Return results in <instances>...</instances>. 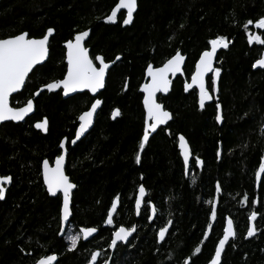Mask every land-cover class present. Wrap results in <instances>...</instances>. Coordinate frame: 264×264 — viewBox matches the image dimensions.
Wrapping results in <instances>:
<instances>
[{
  "label": "trees",
  "instance_id": "trees-1",
  "mask_svg": "<svg viewBox=\"0 0 264 264\" xmlns=\"http://www.w3.org/2000/svg\"><path fill=\"white\" fill-rule=\"evenodd\" d=\"M116 2L0 1V37L28 32L32 38H41L48 28L55 31L47 63L30 75L26 88L12 98L13 106L34 98L44 84L63 78L64 45L80 31L91 30L86 45L91 57L101 55L107 63L120 57L99 96L103 106L93 129L75 146L71 141L78 117L96 100L89 93L64 99L61 92H44L35 101V114L24 123L0 127V175L12 177L6 198L0 201V264H36L51 254L57 255L56 264H88L96 251L101 253L97 264L110 258L111 264H185L189 258L194 264H208L228 217L234 221L237 236L221 264H264V173L259 182L255 178L264 156V69L252 67L262 57L264 45H250L243 27L248 19L264 16V0H138L131 25L122 22L125 12L115 23L106 22ZM249 31L264 35V30L254 26ZM217 36L226 37L230 46L217 58L216 66L221 68L218 91L209 88L214 101L201 109L198 92L187 94L185 83L200 55L210 49L208 42ZM177 50L187 59L185 77L173 81L167 97H159L173 120L140 150L145 119L140 88L147 80V65L160 67ZM116 109L120 117L112 120ZM45 118L47 135L35 128ZM179 135L192 149L188 174L178 148ZM65 137L66 172L76 190L72 220L61 238L62 198L47 193L42 161L52 163L61 155L59 144ZM196 157L202 165L195 164ZM217 182L220 193L215 190ZM140 184L157 208L154 220L147 218L152 213L144 207L140 217L136 216ZM117 194L121 199L114 225H104ZM244 194L249 202L259 203L242 204ZM209 201L217 205L216 221L210 219ZM252 210L259 214L257 231L246 238ZM169 220L171 229L160 244L157 233ZM209 223L213 229L204 239ZM120 225H135L137 231L130 243L118 245L112 254L111 236ZM81 227H96L98 233L70 251L67 236ZM196 247H201V253L194 252Z\"/></svg>",
  "mask_w": 264,
  "mask_h": 264
},
{
  "label": "snow or ice",
  "instance_id": "snow-or-ice-1",
  "mask_svg": "<svg viewBox=\"0 0 264 264\" xmlns=\"http://www.w3.org/2000/svg\"><path fill=\"white\" fill-rule=\"evenodd\" d=\"M137 6V0H117L115 6L111 10V14L105 17L106 22L115 23L118 13L123 15L121 10H126V15H123L122 22L124 25L131 24ZM249 26H254V28L258 30H264V16H261L255 21L248 19L243 25L247 32V39L250 45L253 43L264 45V35L249 31ZM53 32V28H48L46 34L41 38H32L28 32H20L18 34L0 37V123L8 121H23L25 117L33 111V99H27L22 105L13 106L10 103V97H13L14 93H19L21 89L26 88V81L30 78V73L38 71V66H42L47 60L49 56V37ZM88 36L89 30L80 31L74 36V39H70L66 42V72L63 74L62 79L46 83L43 85V88H46L50 92L62 89L65 96L69 93L84 89L95 94L99 89L104 88L106 72L109 70L110 65L101 55H96L94 58L89 55V49L85 46V40ZM208 43L211 45L210 50H205L200 55L198 62L195 64V71L191 74V83L185 84V91L192 89L194 86L198 88L199 107L201 109H204L206 101H211L213 99L212 92L218 91L217 79L221 75V68L214 66L217 50L219 48L228 47L227 38L224 36H217L216 38L211 39ZM116 59L119 60L120 57L118 56ZM184 61V55L177 50L171 58L163 63L162 66L154 67L151 63L147 65V80L141 86V91L144 94L143 106L146 115L144 119L143 135L139 144L140 150L144 149L145 143L148 142L151 133H155L161 125H166L168 121L172 119V113L166 110L165 107L157 101V93L168 92L171 84V80L169 79L170 75L174 76L177 73H181ZM252 67L264 68V56L256 59ZM209 74L211 75L209 76ZM206 77L211 81L210 84H206ZM209 88H211L212 92L209 91ZM39 94L40 92L37 91L34 95L38 96ZM101 103V100L96 99L94 103L91 104L90 109L83 112L78 117L79 127L75 132V139L71 141L72 144H75L88 130L89 126L92 124L94 113ZM216 108L217 110L220 109L219 103L216 104ZM112 115L113 118L118 116L119 110H115ZM216 120L218 122L222 120L219 111L216 115ZM35 127L47 132V119L45 118L42 122H37ZM178 140L180 154L183 156V162L187 174L192 154L185 137L180 135ZM67 143V137L61 140L59 148L64 151V154L56 157L54 166L50 165L48 159L42 161L43 182L46 185L48 193L53 197L57 196L58 193H62L63 195L60 212L62 225L68 222L69 217L72 215L70 207L71 193L76 187L64 171ZM219 154L220 153L218 152V155ZM135 160L137 164L140 163L141 157L139 153H137ZM202 163L203 162L198 157L195 158V164L197 166L202 165ZM262 173H264V156L261 157L258 170L255 172V178L258 182L261 180ZM196 179L195 175H193L192 182L194 184L196 183ZM11 182L12 177L10 175L0 176V200L5 198L6 185ZM215 190L217 193L221 192L219 182H217ZM120 199V194H117L111 201V206L106 211V219L103 220L104 225H114V214L118 211ZM209 203L211 205L210 219L211 221H216L217 205L212 201H209ZM241 203H259V201L254 200L249 202L247 194H244ZM142 204L144 205V211H151L152 215L147 218L152 220L157 213V208L147 200L146 188L143 184H140L138 186V194L135 196V210L137 215L141 214ZM258 215L259 214L256 210L250 211L246 238L253 237L256 234L257 229L255 222L258 219ZM171 224L172 221L169 220L165 226L159 228L157 236L160 242L165 240ZM212 229L213 224L209 223L207 225V231L203 233L204 239L208 238L209 232ZM97 230L96 227H81L74 234L68 235L67 240L70 242L69 250H76L82 239L88 240L89 237H92L93 234L97 232ZM63 231L64 229L61 228L62 233ZM136 231L137 229L135 225L130 227L120 225L112 233L109 247L115 249L119 242L130 243L129 238ZM236 235L234 221L233 219L228 218L226 225L223 226V236L219 239L215 246L214 255L210 258V264H221V255L225 250L226 244L229 243L230 238L234 239ZM201 243H203V241H201ZM201 251V247H196L194 250L196 254L201 253ZM100 256V252H92L88 264H97ZM57 261V255L51 254L42 256L36 261V264H56ZM104 264H109V261L105 260ZM185 264H194V262H191L189 258L186 259Z\"/></svg>",
  "mask_w": 264,
  "mask_h": 264
},
{
  "label": "water",
  "instance_id": "water-1",
  "mask_svg": "<svg viewBox=\"0 0 264 264\" xmlns=\"http://www.w3.org/2000/svg\"><path fill=\"white\" fill-rule=\"evenodd\" d=\"M0 1H1V0H0ZM137 5H138V0H137ZM137 10H138V6H137ZM137 10H136V12H137ZM121 12H125V13H126V10H121ZM136 12H134V14H133V21H134V17H135ZM120 14H121V13H118L117 18H118V16H119ZM132 23H133V22H132ZM132 23H131V24H132ZM131 24H129V25H131ZM54 35H55V31H54L53 34L49 37V45H50L51 39H52V37H53ZM90 35H91V30H89V36H88V37L86 38V40H85V46L87 45V43H88V41H89V39H90ZM229 46H230V44L228 43V47H227V48H219V49L217 50L216 58H215V61H214V66H216V64H217V58H218L219 53H220L221 51H223V50L228 49ZM64 47L66 48V44L64 45ZM86 47H87V46H86ZM210 48H211V45H210ZM88 49H89V48H88ZM209 50H210V49H209ZM66 52H67V49H66ZM89 55L91 56V51H90V49H89ZM49 56H50V49H49ZM49 56H48L47 60L43 63V65L47 63V61H48V59H49ZM262 56H264V53H263ZM184 57H185V56H184ZM119 60H120V59H119ZM119 60L116 59L114 62H110V63H109L110 68H109V70L106 72V76H105V86H104V88L99 89L95 94L91 93V92H90L89 90H87V89H84V90H78V91L73 92V93H69L67 96H65L64 93H63V91H62V89H57V90H54V91H51V92H50V91H48L46 88L41 87V88L38 90V91L40 92V94H39L38 96L34 95V98H32V99H33V104H34L33 111H32L31 113H29V114L25 117V119H24L23 121H20V122H12V121L2 122V123H0V127H1L2 125L6 124V123H14V124H21V123H24V122L26 121L27 118H29V117H31L32 115L35 114V111H36V104H35V101H36V100L40 97V95H41L42 93H44V92H47V93H58V92H61V93H62V96H63L64 99H69V98L74 97V96H76V95H78V94L89 93L91 97L96 98V99H99L98 97L101 95V93L104 91V89H105V87H106V82H107V78H108V74H109L110 70L112 69V67H113V66H114ZM186 61H187V59H186V57H185L184 64L182 65V69H183V70H182L181 73H177V74L174 75V76L170 75L169 79L171 80V84H170V87H169L168 92H167V93H157V101H158V102H159V97H161V96H162V97H167V96L171 93L172 88H173V81H174V80H176V79L179 78V77H183V78L185 77V74H184V68H185V65H186ZM97 63H98V62H97ZM43 65H42V66H43ZM38 67H39V66H38ZM255 69L257 70V69H264V68L257 67V68H255ZM30 75H31V73H30ZM210 75H211V74H209V76H210ZM26 83H27V81H26ZM186 83H191V79H190L189 82H186ZM186 83H185V84H186ZM206 84H208V78H207V77H206ZM42 88H43V90L41 91ZM23 90H24V89H21L19 93H21ZM192 90H196V91L198 92V99H199V90H198L197 87L194 86L192 89H189V90H187V91H185V92L188 94V93L191 92ZM140 92L142 93V95H144L143 92L141 91V89H140ZM19 93H14V94H13V97L16 96V95H18ZM13 97H10V103H11V100H12ZM99 100H100V99H99ZM101 101H102V100H101ZM213 101H214V98H213L211 101H206V103H205V107H206L207 105H209V104H212ZM159 103H160V102H159ZM11 104H12V103H11ZM161 104H162V103H161ZM162 105H163V104H162ZM102 106H103V101H102L101 105L97 108L96 112L94 113L92 124L89 126L88 130L84 133L83 136H81V138H80L75 144H72V146H75L77 143H79L81 140H83V139H84V138H85V137L91 132V130L93 129V127H94V125H95L97 115H98L99 111L101 110ZM163 106H164V105H163ZM143 107H144V106H143ZM205 107H204V108H205ZM116 110H117V109H116ZM144 111H145V109H144ZM145 115H146V113H145ZM119 117H120V111H119V115L116 116L115 118H113V115H112V120H116V119H118ZM172 120H173V116H172V119L169 120L168 123H167L166 125H161V126L157 129V131H156L155 133H151L148 142L150 141V139H151V138H152V137H153V136H154V135H155V134H156L161 128H166V127L168 126V124H169ZM47 121H48V120H47ZM41 122H42V121H41ZM78 123H79V120H78ZM48 126H49V124H48ZM78 127H79V126H78ZM35 128H36V127H35ZM36 130L42 132L44 135H47V134H48V131H47V132H44L43 130H41V129H37V128H36ZM179 136H180V135H179ZM179 136H178V137H179ZM74 139H75V137H74ZM185 140L187 141L186 138H185ZM148 142H146L145 145H146ZM187 143H188V141H187ZM188 146H189V148H190V152H191V154H192V149H191L189 143H188ZM178 148H179V140H178ZM66 149H67V153H66V155H65L64 171H65V174L67 175L66 168H67V159H68V154H69V151H68V143L66 144ZM61 151H62L61 154H64V151H63V150H61ZM179 151H180V149H179ZM180 155H181V154H180ZM181 157H182V160H183V156H182V155H181ZM192 158H193V154H192L191 157H190V163H189V167H188V169H187V174L189 173V169H190V166H191ZM49 162H50V161H49ZM54 163H55V160H54L53 163L50 162V165L54 166ZM185 170H186V169H185ZM42 172H43V169H42ZM0 176H1V175H0ZM67 176H68V175H67ZM42 177H43V174H42ZM69 178H70V177H69ZM70 180H71V178H70ZM71 182H72V181H71ZM72 183H73V182H72ZM11 184H12V182H11L10 184L6 185L5 198H6L7 191H8V189L10 188ZM44 185H45V184H44ZM45 188H46V185H45ZM75 190H76V187L72 190V193H71V201H70L71 211H72V200H73V195H74ZM46 191H47V188H46ZM47 193H48V191H47ZM48 194H49V193H48ZM49 196H50L51 198H57V197L61 196V198H62V202H63V195H62V193H58L57 196H55V197L51 196L50 194H49ZM146 197H147V191H146ZM5 198H4L3 200H0V201H4ZM143 207H144V205L142 204V209H143ZM61 208H62V207H61ZM118 210H119V206H118ZM141 211H142V210H141ZM117 212H118V211H117ZM116 214H117V213L114 214V218H115ZM72 215H73V213H72ZM72 215L69 217V221H68V222L64 223L63 225L61 224V228L64 229L63 233H62L61 230H60V234H59V236H60L61 238H63V237L65 236V233H66V231H67V229H68V227H69V225H70V222H71V220H72ZM140 215H141V214H140ZM140 215H137V213H136L137 218H139ZM155 217H156V215L154 216L153 220L155 219ZM228 218H230V217H228ZM228 218H227V219H228ZM226 221H227V220H226ZM225 225H226V224H225ZM170 229H171V226H169V231H170ZM234 229H235V225H234ZM235 231H236V229H235ZM97 233H98V231H97L95 234H93L92 237H89L88 240H83V239H82V240H83L84 242H88V241H90L91 239H93V238L97 235ZM135 233H136V232H134L133 235L129 238L130 241H131L132 238L134 237ZM168 233H169V232H168ZM168 233L166 234V238H167ZM236 236H237V235H236ZM166 238H165V239H166ZM235 239H236V237H235L234 239H233V238H230L229 243L226 244V246H225V250L222 252V255H221V263H222L224 253H225V251H226L228 245H229L233 240H235ZM158 241H159V240H158ZM164 241H165V240H164ZM164 241H163V242H164ZM163 242H160V241H159L160 244H162ZM121 244H122V245H127L128 243H124V242H119V243H118V245H121ZM118 245H117V246H118ZM116 248H117V247H116ZM116 248H115V249L110 248L112 254L115 252ZM96 252H97V251H96ZM98 252H100V251H98ZM99 258H100V257H99ZM99 258H98V261H99ZM98 261H97V263H98ZM56 263H57V262H56ZM109 264H111V258H110V260H109ZM208 264H210V262H209Z\"/></svg>",
  "mask_w": 264,
  "mask_h": 264
},
{
  "label": "flooded vegetation",
  "instance_id": "flooded-vegetation-1",
  "mask_svg": "<svg viewBox=\"0 0 264 264\" xmlns=\"http://www.w3.org/2000/svg\"><path fill=\"white\" fill-rule=\"evenodd\" d=\"M65 62H66V49H65ZM92 98H93V97H92ZM98 98H99V97H98ZM94 99H96V98H94ZM53 162H54V161H53ZM53 162H52V163H53Z\"/></svg>",
  "mask_w": 264,
  "mask_h": 264
},
{
  "label": "rangeland",
  "instance_id": "rangeland-1",
  "mask_svg": "<svg viewBox=\"0 0 264 264\" xmlns=\"http://www.w3.org/2000/svg\"><path fill=\"white\" fill-rule=\"evenodd\" d=\"M253 44H255V43H253ZM71 234H74V233H73V230H71V232H69V235H71Z\"/></svg>",
  "mask_w": 264,
  "mask_h": 264
},
{
  "label": "bare ground",
  "instance_id": "bare-ground-1",
  "mask_svg": "<svg viewBox=\"0 0 264 264\" xmlns=\"http://www.w3.org/2000/svg\"><path fill=\"white\" fill-rule=\"evenodd\" d=\"M66 49V48H65ZM32 74V73H31ZM141 89V88H140ZM141 93V92H140ZM142 94V93H141ZM136 234V233H135Z\"/></svg>",
  "mask_w": 264,
  "mask_h": 264
}]
</instances>
